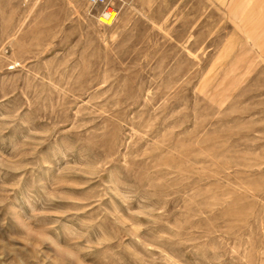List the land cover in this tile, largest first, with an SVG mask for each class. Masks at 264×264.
Masks as SVG:
<instances>
[{"label": "rangeland", "instance_id": "rangeland-1", "mask_svg": "<svg viewBox=\"0 0 264 264\" xmlns=\"http://www.w3.org/2000/svg\"><path fill=\"white\" fill-rule=\"evenodd\" d=\"M111 8L0 0V264H264V0Z\"/></svg>", "mask_w": 264, "mask_h": 264}, {"label": "built area", "instance_id": "built-area-1", "mask_svg": "<svg viewBox=\"0 0 264 264\" xmlns=\"http://www.w3.org/2000/svg\"><path fill=\"white\" fill-rule=\"evenodd\" d=\"M87 2L90 5L102 7L104 9L103 15L107 17L110 14L111 4H113L114 0H87Z\"/></svg>", "mask_w": 264, "mask_h": 264}, {"label": "bare ground", "instance_id": "bare-ground-1", "mask_svg": "<svg viewBox=\"0 0 264 264\" xmlns=\"http://www.w3.org/2000/svg\"><path fill=\"white\" fill-rule=\"evenodd\" d=\"M116 15L117 13L113 10V9H110V14L109 16H104V15H100L99 17V22L100 23H103L104 25L106 26H111L112 23L115 21L116 19ZM261 48V47H260Z\"/></svg>", "mask_w": 264, "mask_h": 264}]
</instances>
